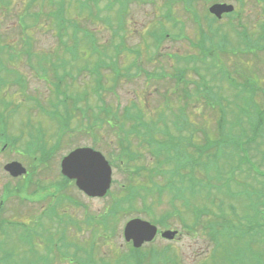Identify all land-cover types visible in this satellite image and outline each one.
I'll return each instance as SVG.
<instances>
[{"label": "rangeland", "instance_id": "374dc122", "mask_svg": "<svg viewBox=\"0 0 264 264\" xmlns=\"http://www.w3.org/2000/svg\"><path fill=\"white\" fill-rule=\"evenodd\" d=\"M71 1L74 3V0ZM151 1L152 2L139 4L133 2L130 3L128 14L126 16V44L129 47L142 48L143 58L140 64V73L137 76L138 71L133 70V76H131L129 79L126 78L124 81L119 82L114 87L109 86L111 89H113V91L110 92V94L105 93L106 98L108 99L107 102L111 103L112 107L118 106L117 109L122 110L125 105H128L130 103V101H140L144 103L146 107L145 119H155V116L160 111L167 116V120L169 115L165 112L166 104H168L175 110L180 107L178 110L179 112H181V117L178 121L183 124V126L180 129L176 128L174 131L172 129L173 133L177 137L181 138L183 134H191L190 136H193L194 139H198V143H204L205 136H202V133L207 132L209 140L215 139L216 136L214 133L218 134V132L215 130L217 116L214 113V108H217V110H219L220 106L210 107L206 104H203V106L201 107V104L199 103H192V105L187 104L186 106L183 105L180 100L178 101L177 95L181 92L180 88L182 84H179L178 87H176V82L172 75L175 74L176 68H182L184 67V65L182 64V61L175 63L174 57H168V54H173L175 55V57L177 55H181V57L186 58H189V56L193 55V53H191L193 49L190 47V42H192L193 44V42L197 38L196 26L189 19V13L184 12L182 1ZM27 3L28 0H0V58L3 55L2 53H5L4 48L7 50L9 49V52L10 50L19 52L21 48L20 42H22L23 45L25 32L18 25L16 18L20 10L23 11V9L26 7ZM235 3L238 15L232 16V18L229 20L232 26L237 30L246 28L252 33L256 32L258 29L256 28V24L259 20H261L259 18L260 8L258 7L256 1L241 0L235 1ZM193 4L196 12L199 15H202L204 19V17L207 16V14L203 12V8L201 7L204 4V1H194ZM199 4L200 6L196 8V5ZM46 6H48V3L42 1V3L40 4L36 3L33 7H31L30 5L27 10H29V12L36 11L37 13L42 14L43 10L47 11V9H45ZM189 8H192V6H189ZM71 9L73 11V4L70 8V11ZM190 15L192 20H197V15L192 10L190 11ZM167 18H170L172 21L178 24H183L184 30L191 40L183 41V39H174L172 38L174 37V35L170 34L171 37L167 36L166 39L162 40V43L160 45V54L154 56L152 61H147V58L151 57V55L153 56L154 48H151L150 42H152V40L147 38L145 35L154 40H157L163 30V28L160 26V24H162L163 22H167L166 25H170L171 28H176L174 24L168 23ZM112 21L115 22V18ZM113 22L112 24H114ZM203 23V28H205V21ZM36 25L37 29L32 28L31 31L33 32V36L36 40L32 44L34 51L37 52L38 55H40V53L50 50L49 48H57V42L54 36L52 37L50 32H43L45 26L41 25L40 23ZM213 25L214 24L209 25L212 30L215 29ZM215 25H219V27L226 32L233 33V30L229 28L227 20H221ZM96 28L99 29V32L97 34L99 41L103 43L108 36L107 29H101L102 27H100V25H96ZM171 28L169 27L170 30H173ZM31 32L30 34H32ZM176 33L179 34V38L181 39L182 35L179 32ZM217 37L218 39L223 38L221 34H219ZM235 42L236 45L240 44V42L237 40H235ZM14 43L16 49H14L13 47ZM196 43H199V41H195L194 44ZM204 43L209 44L206 41ZM211 44L215 46L220 45L219 43ZM210 50L212 51L214 49L210 48ZM50 53L54 54L53 51H51ZM196 53L197 52H194V57L200 58ZM56 54L59 55L60 53ZM222 54L224 53L219 51V55L217 56L216 60L214 59V61H211L208 70V76L217 84L216 91L212 90V94L225 96L227 94L223 89V85L226 84V77L225 73L221 71L219 67H223L224 69L227 68L231 54H228L229 59L228 56L226 57ZM256 54L258 55H242L232 57V60L233 63H239L238 57H241V59L244 61V63H242L241 69L245 70V78H252L253 74H255L260 79V81H262V86H264L263 53L258 51ZM217 59L219 63L217 62ZM201 60L202 59L194 60V62L198 63ZM56 61L58 63L55 67L56 73H58L60 76H69L68 86L66 88H62V91H65V93L63 92L65 95H74L72 94V92L77 91L78 88L80 91H82L86 87H88V85H91L90 82H88L87 84L86 81L79 83V74L82 73L81 76H83L85 72L88 76L91 75L90 67L87 63L85 55L79 54L78 56L73 52H69L68 54V52L64 51L60 54ZM1 62L6 66V68L4 71L0 69V110L4 103L10 104L11 106V109L9 108L10 110L7 111L6 115L9 120H7L8 125L6 127L5 133L8 138L16 139V141L14 142L16 143V148H21L23 147V143H26L23 142L22 138L19 137L20 131L22 130L27 135L32 136V140L28 144L27 149L39 150L42 146L41 124L36 123V121H39V119H41L42 126H45L47 132H51L55 128V126L48 120L53 121L56 125L63 122L57 111H47L52 107H56L57 103L55 100L56 97L55 93H53V89L54 87L60 88L59 85L51 83V81L55 77L54 74L51 73V70H49L48 68L46 72L45 70H42L40 68V65L50 67L51 62L47 59L43 60L42 57L38 59H32L30 61V64L35 67L37 66L36 69L35 67L34 69L30 68L28 65V60H25V58L9 61L3 55ZM127 63L128 61L123 65ZM187 66L188 71H183L184 75L185 73L189 74V88L192 89L193 84L191 82L199 81L200 78L193 73L192 68H195L194 63L191 64V62H189ZM215 66L219 68V83L213 74V68ZM205 67L206 66L203 64L202 71L204 72H206ZM17 68H19V70ZM197 71L200 75H202L198 69ZM162 72L165 73V76L154 77L153 75L155 73L161 74ZM178 72L180 73V71ZM146 73L151 74V79H145L147 75ZM22 78L24 79V84H22ZM76 78H78V82L74 83V80ZM69 82H71V84ZM15 83L20 85H16ZM209 85L212 87V82L209 81ZM218 85L222 89H218ZM221 91L222 93H219ZM205 96H207V92L203 91V98H205ZM57 97L62 100V93H58ZM231 97V105H235L237 107L234 119L229 120L228 123L231 126L235 125L238 123V119L240 118H242L246 123V120L243 118V109H241L240 107L245 108L246 104H250L252 102L251 93L248 90L242 89L237 94H233ZM37 100L41 102V107L37 106ZM206 101L207 99L203 100V103ZM12 104H17L19 109L14 115L10 117V113L18 108H13ZM78 104L84 106L82 102H79ZM57 109H59V106H57ZM223 110L226 114L227 109L223 107ZM207 115H210V119ZM202 116L203 118H201ZM34 118H36V121L34 120ZM191 121H193L194 123L191 124ZM225 123L226 121H224V125ZM70 128V132L65 135L62 147L54 152L56 153L54 156L52 155L53 153L51 154L53 157L52 160L48 161L46 163V166L43 162H38L39 165L37 166V177L43 180H54L56 178H60L57 170L58 163L61 157L60 154H64V152H66L68 149L70 150L73 147L81 145L90 146L97 150H100L102 154L108 159L110 164H112V179L114 181H117V183L113 182L111 184V195L103 198H92L90 200V206L88 207H90L91 214L96 216L98 213L103 211L104 207H106L108 203H111L113 197H118L121 194L119 193L118 185L120 183H123L125 179H127V173L123 171L122 167L116 165H126V153H120L121 147L116 145L118 139L116 138L115 132L108 126L107 123L100 126H90L89 128L85 125V121L83 119L75 117L74 119L72 118L70 122ZM1 138L4 140L3 136H1ZM53 139V136L48 137L49 142H52ZM133 143L136 146V149H138V152L141 153L134 162H131L133 166L140 164L143 166L146 165L145 167L147 168L154 167L156 169L161 163L160 161H155L156 158L159 157L151 155L152 153L149 152V148L146 147L145 144L140 145L138 141L135 140H133ZM241 143L245 144V139L241 140ZM190 145H193L191 141ZM259 149L260 153L264 155V139H262ZM11 150H9L7 146L4 147V152L0 153V156L3 155L4 157L3 161L8 160L11 157L21 160L22 162H26V159L24 160L23 157L19 154V149H13L16 153ZM225 151V155H219L218 160H216L214 163L210 162V168L208 172L210 174H214L216 172V169L220 170L221 179H214L213 185L217 193L219 194H221V187H223V195L226 197L227 202L235 204L239 212L243 213V217H239L238 213L237 215L234 214L229 218L232 222L231 227H221L216 235L213 233L215 232L214 227L211 226L210 233L208 235L205 231L202 230V233L201 235H199V237H197L196 234L193 235L191 233H184L183 239H180L178 241L167 242L157 240L156 242H154V244H150L149 246L145 247L143 251H141L142 253H146V255L144 256L143 264H150V262H155L156 264H264V228L262 229L258 227L253 230H246L244 227L246 223L251 224L252 220L256 218L257 213L259 214L256 209V204H252L250 195H254L255 197H264V194L263 192H254L251 185H225L229 183L233 177L232 172L234 171V165L238 162V165L235 166V168L241 169L244 165V156H242L241 154H237L234 156V160L232 161V153L226 149ZM250 156L253 161L257 162V158H259V156L255 154V150H252L250 152ZM1 157L0 162H2ZM1 168L2 167L0 166V188L3 184L7 183V177L3 173H1ZM164 168H166L165 171L167 174L163 172L164 175L155 176V182L158 184H164L165 178H168L170 182L174 178L168 175L171 165L167 164L164 166ZM183 171L186 173L190 172L188 168ZM140 172L142 175H145L147 173V170H143ZM261 173L264 177V166L261 168ZM246 174V172H241V177L243 176L244 178ZM134 179L135 183H143L144 181V177L140 175L134 176ZM182 189L183 186L181 180L174 181L165 190L157 186H153L151 188L144 186H137L132 189L130 188L128 192V203H126L125 206L122 207H128L127 209H131L132 207L130 201L135 195L138 194L137 191H139V195L141 196V198L143 200L146 199V201H144L143 203L141 202V200L139 202L135 201V207L137 209L135 208V211L133 208V212L130 213L129 216L136 215L138 213L139 216L141 215V217L145 219L154 220L158 219L160 216L168 212L173 213V211L181 210L182 215L180 217L178 216V213L173 214L169 217L167 226L183 228L184 226H187L186 224L191 223L192 218L190 215V209L184 208L182 206V202L176 201L177 199L171 196V192H169L173 191L174 194H179L182 192ZM185 191L188 193V195L193 196L191 193H189L188 190ZM141 192H144L145 195L142 196ZM196 195L197 193L190 198V203L195 204V200L198 199V205H200L201 207L204 204V198H202L203 192H201L197 196ZM192 198L195 199L193 202ZM215 198L217 200L220 199L218 196H216ZM170 201L173 202V205L170 204ZM144 206L146 208L151 207L152 209H146L147 213H145V211L142 210ZM211 207L213 211L216 208L214 205H211L210 208ZM192 208L194 214H196L198 207ZM34 211L35 212H33V214H36L37 216L41 213V209H39L38 206L34 208ZM80 211L82 212V207L80 208ZM80 211L78 210V212H76V215H78V213H81ZM126 217L128 218V215H119L116 228L113 215H109L103 219L106 224H109L111 226V231H114L115 229V232H111L112 234L109 233L110 235L106 233V244H104V240L99 239L98 237L95 238L93 236L94 233L92 232L89 238V244L90 248L93 245V247L95 248L94 251L92 249H82L80 251L76 246H72V242H70L71 250L66 249L62 251L69 252V254L60 255V258L63 259V262L55 259L53 264H103L104 261H107L104 262V264H124L121 259L122 256L127 253L126 251L128 250V246L121 236V230L125 219H127ZM181 218H183V220ZM203 218L204 215L200 213V219L198 220V223L196 225V227L198 226L199 229H202L201 221H203ZM98 232L99 230L97 229L96 233L98 234ZM190 235H192V237ZM87 237H89L88 234H82L78 237L77 241L85 243L87 241ZM8 238L9 242H11L9 249L10 251L14 252L15 256L11 255L10 257H6L4 254L2 256L3 261H1L0 264H27L26 259L30 258L31 255H26L23 253V246L21 245L19 235L15 233H9ZM151 247H153V250L151 251V256L149 257L148 250H150ZM132 253H134V251H132ZM93 260L95 261V263H93ZM128 262L129 260H126L125 264H129Z\"/></svg>", "mask_w": 264, "mask_h": 264}, {"label": "trees", "instance_id": "16d2710c", "mask_svg": "<svg viewBox=\"0 0 264 264\" xmlns=\"http://www.w3.org/2000/svg\"><path fill=\"white\" fill-rule=\"evenodd\" d=\"M42 1L48 3V6L45 7L47 11L43 10L42 14H39L36 11L29 12L27 10L30 5L33 7L36 3L40 4ZM135 1L137 0H74L73 3L71 0H28L26 7L23 11L20 10L16 18L18 25L25 32L23 45L20 42L21 48L19 52L13 50L9 52V49L4 48L9 61L25 58V60H28L29 67L34 69L35 66H32L30 61L32 59H38L40 56L33 49L32 44L36 40L31 31L32 28L37 29L36 24L40 23L46 27H44L43 32H50L52 37L54 36L56 38L59 43V51L74 52L75 54H82L84 51L88 52V54L84 55L90 67L91 75L87 77L89 81L84 77L78 78H80L79 83L86 81L87 84L90 82L91 85H88L82 91L78 88L77 91L72 92L74 95L70 96L65 95V91H62L63 87L66 88L68 86L69 76H60L56 73L54 60L58 57L56 58L54 54L50 53L55 47L43 52L46 54L42 55V59H47L51 63L50 67L40 65V68L46 72L48 68L51 70V73L55 76L51 83L59 85L63 98L62 100L59 99L53 89L57 105L47 111H57L63 120L64 126L67 124L70 126L72 118L79 117L85 121V125L89 128L90 126H100L107 123L115 133L122 132L123 135L116 145L120 146L126 153L127 162L124 166L119 164L117 166L122 167L123 171L127 173V181H135L134 176L141 175L140 169H133V166H130L132 165L131 162L136 160L141 154L136 149L133 140H147L153 144L155 152L158 151L159 154L162 150L166 151L167 147L165 144L166 139L163 136L168 135L173 139L165 131L167 122L165 120L166 115L163 112H159L157 115L158 117L164 116V120L162 117V121L159 123V120L144 119L146 116V107L143 105L138 106L136 101H133L129 106L125 105L122 110H118V106L112 107L111 103L107 102L108 99L105 93L110 94L113 91L110 87L117 85L122 77H125L128 73H133L132 71L140 64L139 60L136 62L129 61L130 54L138 51L139 48L129 47L126 44L127 33L122 21L123 17H121V11ZM72 4L73 11L72 9L70 11ZM114 18L115 22L112 21ZM96 25H100L102 27L101 29H107L108 36L103 43L99 41L97 36L99 29L96 28ZM13 47L16 49L15 43ZM127 58H129L128 63L123 65L122 60L127 62ZM0 66L5 70L6 67L2 64L1 59ZM155 74H153L154 77L165 76L164 72ZM79 75H82V73ZM78 78L74 80V83L78 82ZM149 78L150 75L148 76ZM69 83L71 84V82ZM178 83L179 80H177ZM79 102H82L84 106L78 104ZM58 105L60 106L59 109H57ZM143 122L146 125V130L140 135L142 132L139 128ZM41 135L45 134L42 133ZM46 145L47 141L42 138L41 148L43 151L46 149ZM148 148L151 150L152 147ZM130 186L128 185V188ZM137 186V184H134V187ZM205 209L209 210L207 207Z\"/></svg>", "mask_w": 264, "mask_h": 264}, {"label": "flooded vegetation", "instance_id": "af4514ba", "mask_svg": "<svg viewBox=\"0 0 264 264\" xmlns=\"http://www.w3.org/2000/svg\"><path fill=\"white\" fill-rule=\"evenodd\" d=\"M3 174L7 177V182H13V185L7 188L2 186L0 190V242L9 249L11 242H9L8 234H18L23 253L27 255L28 241H31L35 247L39 246L42 233L49 232L57 239L61 240L63 237L64 242L69 241L74 228L71 220L74 208L73 196L61 194L52 195L50 198L43 193V180H30L24 176L11 178L6 172ZM67 191L68 189L65 190ZM49 198L53 200H48ZM36 206L41 209L38 216L33 214ZM29 234L33 236L30 237ZM42 258V249L39 247L37 255L27 258L26 262L38 264ZM54 259L63 262L60 257Z\"/></svg>", "mask_w": 264, "mask_h": 264}, {"label": "water", "instance_id": "95a60500", "mask_svg": "<svg viewBox=\"0 0 264 264\" xmlns=\"http://www.w3.org/2000/svg\"><path fill=\"white\" fill-rule=\"evenodd\" d=\"M214 11L228 10L229 7L216 6ZM62 170L69 178H75L77 185L92 195H103L110 183V167L101 154L88 148L76 149L62 161ZM140 229L147 234L137 239L132 233ZM155 228L140 220H132L127 224V238H134V245L138 246L144 240H150ZM168 235V234H166Z\"/></svg>", "mask_w": 264, "mask_h": 264}]
</instances>
